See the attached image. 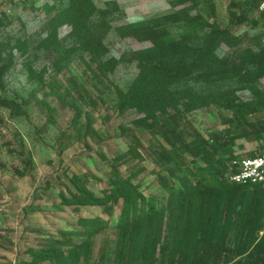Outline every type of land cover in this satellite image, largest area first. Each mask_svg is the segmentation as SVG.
I'll use <instances>...</instances> for the list:
<instances>
[{
	"label": "rangeland",
	"instance_id": "obj_1",
	"mask_svg": "<svg viewBox=\"0 0 264 264\" xmlns=\"http://www.w3.org/2000/svg\"><path fill=\"white\" fill-rule=\"evenodd\" d=\"M243 0H94L96 7L116 9L99 30L105 46L102 60L116 59L115 67L102 82L96 62L80 48L72 25L61 15L69 0H0V98L16 101L23 113L0 106V264H64L51 261L42 250L57 246L68 255L70 244L81 245L84 236H69L81 229L78 219L98 218L103 228L91 237V256L83 264H117L115 245L121 201L85 205L74 210L65 204L73 190L70 177L78 176L93 194L102 199L111 177L110 163L122 177L134 175L145 197H161L151 149L163 141L159 135L137 126L142 117L134 109L119 108V91H126L138 73L133 53L150 45L123 37L117 28L160 17L187 12L197 21L169 23L174 37L184 33L202 36L213 21L229 29L239 43L230 48L221 43L220 56L232 55L254 37L264 43V17L253 12L241 23L230 13H239ZM257 21V24L253 23ZM194 30V31H193ZM195 38V37H194ZM191 82V81H190ZM264 79H260L262 87ZM220 84V83H219ZM195 83L198 89L219 88ZM234 85L222 83L220 87ZM240 100H249L247 90H238ZM204 136L222 129L230 112L210 106L187 114ZM236 152L261 149L263 142L239 139ZM239 145L241 147H239ZM131 148L140 154L121 162L114 158ZM30 162L27 163V159ZM66 234V238L64 235Z\"/></svg>",
	"mask_w": 264,
	"mask_h": 264
},
{
	"label": "trees",
	"instance_id": "obj_2",
	"mask_svg": "<svg viewBox=\"0 0 264 264\" xmlns=\"http://www.w3.org/2000/svg\"><path fill=\"white\" fill-rule=\"evenodd\" d=\"M242 3L239 13H230L232 22H244L256 12L255 2ZM116 8L114 3L102 9L94 0H69L61 14L72 25L81 50L96 62L100 82L117 63L114 58L102 60L105 46L99 33L105 17ZM181 12L117 28L120 36L150 43L133 53L138 73L126 91L118 92L119 108L142 114L137 126L161 137L163 143L151 153L164 195L145 197L132 180L134 175L122 177L116 164L110 163L111 177L102 199L73 175V190L64 202L79 210L85 205L111 202L114 206L121 201L117 264H264V185L230 183L227 179L235 172L233 159L264 152V144L259 150L236 152L239 139L264 143V83L259 85L264 79V43L255 36V48L247 46L220 56L219 45L225 43L232 48L239 43L238 38L216 21L207 31L199 30V39L194 32L174 37L169 23L198 20ZM259 14L264 17V13ZM225 82L234 85L220 87ZM195 83L220 84L219 88L203 90ZM238 90L249 91L252 98L240 100ZM0 106L13 113L24 112L11 99L0 98ZM210 106L229 111L230 117L223 118L222 129L204 136L187 114ZM127 155L140 157L131 148L114 159L121 162ZM78 221L81 229L69 231V236H84L82 244L58 241V245L70 244L68 255L54 246L41 251L44 258L64 264H83L80 255L88 260L90 239L103 228V222L96 217Z\"/></svg>",
	"mask_w": 264,
	"mask_h": 264
},
{
	"label": "built area",
	"instance_id": "obj_3",
	"mask_svg": "<svg viewBox=\"0 0 264 264\" xmlns=\"http://www.w3.org/2000/svg\"><path fill=\"white\" fill-rule=\"evenodd\" d=\"M255 2L256 12L264 13V0H245ZM231 166L235 172L228 176V182L237 184L264 185V152L242 155L233 159Z\"/></svg>",
	"mask_w": 264,
	"mask_h": 264
}]
</instances>
